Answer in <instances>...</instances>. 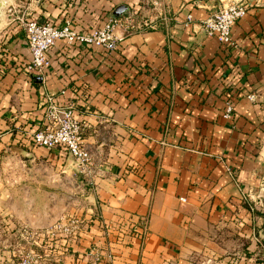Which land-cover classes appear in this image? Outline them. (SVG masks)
<instances>
[{"label":"crops","instance_id":"1","mask_svg":"<svg viewBox=\"0 0 264 264\" xmlns=\"http://www.w3.org/2000/svg\"><path fill=\"white\" fill-rule=\"evenodd\" d=\"M232 2L246 15L221 44L201 21ZM17 11L0 17V225L78 218L53 264H94L93 249L111 264H264V0H25ZM127 14L137 27L118 32L116 50L57 40L43 74L27 71L21 16L90 32ZM46 94L73 106L90 170L32 143Z\"/></svg>","mask_w":264,"mask_h":264},{"label":"built area","instance_id":"2","mask_svg":"<svg viewBox=\"0 0 264 264\" xmlns=\"http://www.w3.org/2000/svg\"><path fill=\"white\" fill-rule=\"evenodd\" d=\"M153 5L156 6L157 3L153 2ZM246 11L245 4L232 2L222 5L204 18L201 23L208 36L214 37L221 44H230L232 41L231 29L235 22L245 17ZM18 21L27 37L28 49L31 55L30 61L26 64V69L28 72L38 74H43L47 69L49 61L46 53L55 45L57 40H64L68 44L78 42L112 52L116 50L122 39L118 32L122 31L127 34L137 27L134 14H127L120 18H110L102 26L90 32L74 31L70 27L69 20H65L61 27H55L49 23H39L36 19L25 16L18 18ZM186 21L191 22L192 16L188 15ZM143 25L152 27L149 22H144ZM246 97L249 100L255 99L253 94H248ZM42 107L44 121L32 133V143L37 147L46 149L60 148L72 157L81 172L90 170L93 156L83 142L82 125L74 117L73 106L71 104L60 105L55 102L51 94H46ZM223 117L227 120H231L233 117V103L231 100H226L224 104ZM145 228L146 223H144L143 231L140 233L142 242L145 237ZM81 230L82 227L78 218H60L53 226L41 233L40 237L45 239L47 244L46 249L43 250L44 255L49 254V250L54 248V244L66 247L69 241L79 237ZM28 234L32 237L30 233ZM114 235L119 236L118 234ZM92 253L95 259L94 264H101L102 258L105 259L106 264H111L113 260L110 253L104 254L97 249H93ZM40 258L41 256L38 253L31 250L27 254L19 256L13 264H39Z\"/></svg>","mask_w":264,"mask_h":264},{"label":"rangeland","instance_id":"3","mask_svg":"<svg viewBox=\"0 0 264 264\" xmlns=\"http://www.w3.org/2000/svg\"><path fill=\"white\" fill-rule=\"evenodd\" d=\"M0 1L3 2V0ZM19 1L24 2L25 0H5L4 3H1L0 17L4 16L6 19V17L10 18V15L13 13L15 15L18 14L16 10L19 9ZM5 226L4 222L0 225V264H13L17 261L19 256L27 254L31 250L41 256L39 264H53V261L49 258L50 255H44L43 250L46 249L44 247L45 239L40 237L41 233H44L50 227L41 230L27 227L22 229L12 228V230L8 232L9 228L6 229ZM9 233L11 236H8ZM28 233H30L32 237H30ZM40 241H42V243H40Z\"/></svg>","mask_w":264,"mask_h":264},{"label":"water","instance_id":"4","mask_svg":"<svg viewBox=\"0 0 264 264\" xmlns=\"http://www.w3.org/2000/svg\"><path fill=\"white\" fill-rule=\"evenodd\" d=\"M123 9H124L123 6H120V7H118V8L116 9L115 13H116L118 16H120V15L122 14Z\"/></svg>","mask_w":264,"mask_h":264}]
</instances>
